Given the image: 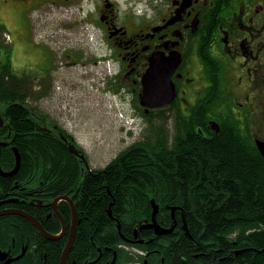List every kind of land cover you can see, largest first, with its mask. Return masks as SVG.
Instances as JSON below:
<instances>
[{
	"label": "flooded vegetation",
	"instance_id": "1",
	"mask_svg": "<svg viewBox=\"0 0 264 264\" xmlns=\"http://www.w3.org/2000/svg\"><path fill=\"white\" fill-rule=\"evenodd\" d=\"M48 5L65 8L66 17H81L99 52L92 62L114 69L115 81L126 87L137 111L167 118L163 138L172 155L165 173L169 191L172 182L183 179L192 185L187 174L172 172L174 164L198 165L195 191L213 197V175L203 172L205 164L240 158L247 163L251 150L261 155L256 141H264V0H0V239L8 217L30 222L21 214H3L8 211L34 217L54 237L62 231L61 224L54 230L60 219L48 205L52 200L39 197L45 196L42 190L38 193L42 182L36 189L25 184L33 175L22 169L30 159H22L15 129L16 120L51 124V118L42 119L41 103L54 98V48L38 43L34 33V17H42ZM166 67L175 68L174 100L148 110L140 105L142 78L150 68ZM229 147L231 154L224 150ZM17 153L18 171L2 174L14 170ZM58 208L61 214L68 211ZM178 226L176 221L175 231ZM33 228L24 226L19 241L14 238L2 247L9 257L25 250L23 257L30 256L32 264H45L49 243L60 249L64 243L63 254L70 220L62 236L53 240ZM72 249L67 264H79L69 260ZM102 260L106 254L97 247V254L81 264Z\"/></svg>",
	"mask_w": 264,
	"mask_h": 264
},
{
	"label": "trees",
	"instance_id": "2",
	"mask_svg": "<svg viewBox=\"0 0 264 264\" xmlns=\"http://www.w3.org/2000/svg\"><path fill=\"white\" fill-rule=\"evenodd\" d=\"M15 126L22 159H30L26 168L22 165L27 174L33 175V179L25 183L28 188L36 189L42 182L38 193L42 190L46 198L52 199L79 187L71 195L81 222L69 260L81 264L94 257L97 247H101L106 260L98 264H110L114 250L117 251L116 264L136 261L118 245L123 242L121 236L128 241L133 239L134 229L139 228L143 219H150L154 198L161 209L158 222L164 227L171 223L168 206H178L181 211H176L179 233L156 237L150 230L139 232V238L146 243L137 246L150 252L148 264H264V160L259 153L251 150L247 163L240 158L202 165L204 173L213 175L210 186L215 196L211 197L205 190L195 191L194 175L199 174V167L192 162L174 164L171 169L173 173L187 174L192 185L188 187L189 181L183 179L172 182V192L169 191L165 173L170 154L164 145L162 127H154L155 136L149 142L134 144L104 169L82 176V162L69 152L60 138L61 133L67 137L65 131L33 121L18 123L16 120ZM224 150L231 154L232 148ZM42 175L46 178L38 179ZM229 175L233 182L227 178ZM222 192H229L230 196ZM215 199L216 204L212 203ZM62 207L68 208L62 214L69 221L70 208L65 202L60 204ZM183 215L190 237L181 229ZM24 226L34 231L27 220L8 217L0 247H7L14 238L19 241ZM59 228L60 223H57L54 230ZM46 247L49 255L45 264H60L64 243L61 249L55 243ZM107 248L112 250H105ZM243 249L248 250L236 253ZM32 262L27 255L16 264Z\"/></svg>",
	"mask_w": 264,
	"mask_h": 264
},
{
	"label": "rangeland",
	"instance_id": "3",
	"mask_svg": "<svg viewBox=\"0 0 264 264\" xmlns=\"http://www.w3.org/2000/svg\"><path fill=\"white\" fill-rule=\"evenodd\" d=\"M63 9L48 5L42 17H34L36 41L54 48V98L41 108L74 137L92 169H103L152 129L125 90L113 91L111 71L91 62L99 52L81 17H66ZM131 108L138 119L128 115Z\"/></svg>",
	"mask_w": 264,
	"mask_h": 264
},
{
	"label": "water",
	"instance_id": "4",
	"mask_svg": "<svg viewBox=\"0 0 264 264\" xmlns=\"http://www.w3.org/2000/svg\"><path fill=\"white\" fill-rule=\"evenodd\" d=\"M173 72L172 70H168V71H159L158 69H151L148 70V72L146 73L144 79H143V86H144V97L143 100L144 102H142V104L146 107L149 108H156V107H162L165 105H168L172 102L173 97H174V85L171 81V73ZM61 140L63 141V143L68 147L69 151L80 158V160L84 163L85 169L88 171V173H91L90 168L88 166L87 160L85 158V155L82 154L80 152V150L73 144L68 142V139L65 138L64 136H60ZM257 145L262 153V155L264 156V142L261 141H257ZM17 163H16V167L14 168V170L10 173H2L4 175H13L15 174L19 167H20V155L19 153H17ZM85 169H83V171H85ZM68 200L72 206V211H73V226H72V232L70 234V239L69 242L66 246V249L62 255V259H61V264H66V260H67V256L72 248V244L73 241L75 239V228H76V221H77V216H76V211L75 208L73 206V202L70 200V198H68V196H64V197H59L55 200L54 202V206L57 210V202L59 200ZM152 203L154 205V210H153V214H152V222L148 225H144L142 228H151L155 231L156 234L158 235H165V234H169L173 231V229H163L156 220V216L158 213V206L155 204V201L152 200ZM176 208H173V211H175ZM22 214L26 217H28L32 222H34V224L41 230V232L47 237V238H52L49 234H47L43 228L39 225V223L31 216H28L27 214H24L23 212L20 211H8L4 214ZM63 224L65 225L64 221ZM184 229H186V226L184 227ZM23 256V254L19 257H16L14 259H9L7 260L4 264H10L12 261H15L17 259H20ZM7 257V254L5 252H2L0 250V259L1 260H5Z\"/></svg>",
	"mask_w": 264,
	"mask_h": 264
},
{
	"label": "bare ground",
	"instance_id": "5",
	"mask_svg": "<svg viewBox=\"0 0 264 264\" xmlns=\"http://www.w3.org/2000/svg\"><path fill=\"white\" fill-rule=\"evenodd\" d=\"M71 200H72V197H71ZM73 202V201H72ZM71 206V205H70ZM73 206H74V203H73ZM71 208H72V206H71ZM74 208H75V206H74ZM75 240V239H74ZM73 244H74V241H73ZM73 244H72V247H73ZM72 249V248H71ZM71 251V250H70Z\"/></svg>",
	"mask_w": 264,
	"mask_h": 264
}]
</instances>
